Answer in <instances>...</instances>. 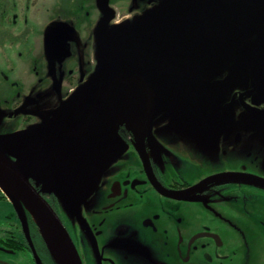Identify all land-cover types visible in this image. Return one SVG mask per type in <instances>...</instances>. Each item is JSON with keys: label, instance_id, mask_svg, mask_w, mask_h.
I'll list each match as a JSON object with an SVG mask.
<instances>
[{"label": "flooded vegetation", "instance_id": "obj_1", "mask_svg": "<svg viewBox=\"0 0 264 264\" xmlns=\"http://www.w3.org/2000/svg\"><path fill=\"white\" fill-rule=\"evenodd\" d=\"M93 1L95 7H90V0H57L58 11L35 23L34 46H29L34 78L21 85L2 71L7 85L2 94L15 88L17 93L14 100L0 98V105L8 110L0 115V121H6L0 123V133L46 122L41 116L46 111L35 114L29 107L32 94L28 92L49 86V76L56 74L59 79V101L69 98L90 76L93 61L86 27L97 21V25L133 23L144 9L158 7L154 0H141L143 5L140 1L130 5ZM216 5L217 13L228 14L221 19V37L230 21L240 28L237 40L229 39L230 44L236 42L224 51L217 71L199 81L193 92L208 96V108L185 118L188 127L173 115V131L178 136L159 137L155 127L143 141L140 136H129L128 150L112 165L102 163L100 182L90 190L86 226L68 223L57 210L83 264H264V0H218ZM122 9L125 14L119 19ZM18 21L17 15L14 23ZM28 21L24 18L17 35L29 37V44ZM48 25L59 26L62 33H44ZM65 33L77 36L66 41ZM55 38L64 45H57ZM12 57L16 66L11 74L23 73L25 63ZM207 84L211 86L202 90ZM18 109L21 112L15 113ZM20 123L24 126L19 127ZM143 147L147 162L140 154ZM139 209L141 214L135 217ZM13 211L7 215L11 225L4 227L0 238V264H57L30 222L37 259L22 220Z\"/></svg>", "mask_w": 264, "mask_h": 264}, {"label": "water", "instance_id": "obj_2", "mask_svg": "<svg viewBox=\"0 0 264 264\" xmlns=\"http://www.w3.org/2000/svg\"><path fill=\"white\" fill-rule=\"evenodd\" d=\"M216 2L167 0L133 23L111 29L109 23L102 22L96 29L98 81L94 87L90 90L88 86L84 95L88 87L81 93L76 91L68 106L43 124L0 133V186L12 200L38 260L26 210L38 223L57 264H83L61 218L32 183L30 166L43 170V191L54 187L55 164V170L80 181L72 186L78 192L77 199L90 192L100 181L101 167L109 166L122 150L118 139L101 135L109 115L131 103H146L149 112L139 135L143 141L152 135L156 115L175 105L185 106L179 101L189 98L199 81L217 71L224 51L233 48L236 41L230 44L229 39L237 40L240 27H233L230 21L225 36H220L221 19L228 14L223 10L217 13ZM139 150L147 162L144 147ZM95 166L99 168L95 170ZM85 177L89 179L83 180Z\"/></svg>", "mask_w": 264, "mask_h": 264}, {"label": "rangeland", "instance_id": "obj_3", "mask_svg": "<svg viewBox=\"0 0 264 264\" xmlns=\"http://www.w3.org/2000/svg\"><path fill=\"white\" fill-rule=\"evenodd\" d=\"M111 1V0H109ZM140 1V4H145L144 1L141 0H112L113 3H118L120 5L129 3L135 4L136 2ZM164 0H154L153 5L154 6H160L163 3ZM57 0H0V54L1 56L6 57L7 53H11V56H9L7 59H4L0 56V98L4 99H10L14 100L16 97L17 89L15 88L13 91L9 90L7 93H3V88H5L7 85L5 84L4 76L2 74V71H5L9 76L10 79H16L20 80L19 84L24 85L27 83L28 80L31 78L33 79L34 75V69L33 66L35 65V62H29V58H33L32 55L29 54L31 48L30 45L34 46L33 42V34L36 32V26L35 23L40 22L41 18H45V20H48L50 16L54 15L55 11H58L59 6L56 4ZM94 3L93 0H90V7ZM95 7L94 5H92ZM119 8V6H117ZM123 8V6L121 7ZM120 8V9H121ZM95 13L97 9H94ZM147 10L144 9L142 12L143 14ZM122 14L118 15L117 18L122 19L124 9L121 10ZM83 13H79L81 15ZM125 14V13H124ZM19 16V21L14 23V19L16 16ZM43 15V16H41ZM24 18H28L30 28V42L28 44V38L20 39L17 33L22 29L21 24L24 23ZM90 16V20H91ZM129 20V19H126ZM126 22V21H125ZM81 23V22H80ZM98 23V21H97ZM97 23L90 24L89 27H86L85 32L88 34L90 33V62H95L97 60L96 58V45L94 41H96V27ZM128 23V21L126 22ZM52 25H48L47 28L44 29V33H62L59 26L51 27ZM111 26H116L114 23H112ZM79 28V27H78ZM89 29V30H88ZM81 30V28H80ZM66 34V33H65ZM64 38H66V41H68L71 38H75L77 36V33L75 36H71L68 33L65 35ZM108 34L110 32L108 31ZM56 39V38H55ZM80 39V38H79ZM60 40V39H59ZM56 39L57 45H64V43L59 42ZM37 44V43H36ZM97 44V43H96ZM66 46V45H65ZM38 50L37 52L41 53V46L38 44ZM64 50V49H63ZM4 51V52H3ZM21 54V57L19 54ZM66 52H69L68 50ZM39 53V55H41ZM38 55V56H39ZM16 56L18 60H21L23 63H25L24 72L19 74H11L13 71V67L16 66L15 61H13V57ZM26 61V62H25ZM43 68H45V62L43 61ZM98 69V65L94 64L93 67L90 69V76H88L83 83H81L77 87V92L81 93L83 91V88L90 87V90L94 87L96 82L98 81L96 70ZM43 70V69H42ZM49 86L47 87H38L36 89V92L33 88L30 89L28 94L31 95V101L29 103V107L32 109H35V114L39 113L41 111H46V113H42V119L43 121H49L53 113L56 111H61L65 107L68 106V101L73 100L75 98V92L69 97V98H63L61 101V93L62 90L60 86L58 85V77H56V74L53 76H49ZM96 79V80H95ZM36 84V80L33 82ZM80 83V82H79ZM211 86V84H207V86H204L202 90L206 91L208 87ZM89 87L82 92V95H84L88 90ZM68 91V88L66 89ZM71 93V92H69ZM202 93V92H201ZM61 94V95H59ZM180 103H185V106H180V108H177L175 111L171 108H166L163 112H160L156 115L153 121V127L151 128L152 134L153 131L156 129L155 135L159 137H166V136H178L173 131V125L174 123L171 121L172 116L174 115L178 123L182 126H189V121H186L185 118L192 115V113L197 112L199 109L202 111L206 108H208V96L206 94H203L202 96H198L196 94H191L189 98H186L184 100H180ZM49 109H53L54 111H49ZM8 110L5 109L4 106L0 105V115L2 113H6ZM16 112V111H15ZM28 112V111H25ZM148 107L146 103H131L127 106H123L121 108L115 109L109 117L108 120L105 122L106 124L102 128L101 135L105 138H114L118 139L122 144H124L122 150H125L128 144L127 136L131 135L135 138L138 137L142 131V128L146 122L147 116H148ZM19 116V115H15ZM21 116V115H20ZM194 118V117H193ZM208 119V115L205 120ZM22 120V118L20 119ZM6 121H0V123H5ZM18 122V121H16ZM162 122H165L160 127H156L157 124H160ZM1 124V125H2ZM20 126H24L23 123L19 124ZM155 127V129H153ZM182 135H186V133H180ZM125 137V138H124ZM132 154V151H130ZM129 152V153H130ZM134 158V157H133ZM118 160V153L111 159L110 163H114ZM131 160V158H130ZM121 162L118 163V166L120 167ZM130 163V162H127ZM126 163H124L125 165ZM53 165V171L55 172L56 180L54 183V187L52 189L51 194H47V198L49 200L52 199L53 196H55V200L51 201L55 208L61 213L65 215V219L68 223H71V221L76 224V226L80 224H84L86 226V222L88 219V215L90 213V192L85 191L82 198L77 199L78 192L72 187L80 183L79 180L75 179L71 175L67 174L65 171L62 170V172H58L55 170V164ZM127 167H129L127 165ZM29 175L33 179V181L41 187V184L45 181V174L43 170L36 166L35 164H32L29 168ZM93 180V179H92ZM39 182V183H38ZM100 182V181H99ZM98 182V183H99ZM97 183V184H98ZM91 185V184H90ZM46 187H42L44 189ZM91 189V188H90ZM251 205V204H250ZM252 206H257L256 203L252 204ZM14 210L13 203L10 200L2 199L0 200V225L3 227L0 229V238L2 237V232L4 231V227H8L11 225L10 222H8V214H12ZM61 213V214H62ZM141 214L140 209L136 212V216H139ZM242 214H245L244 211ZM0 244L1 239H0ZM260 246L262 245V242H259ZM255 242V245H258Z\"/></svg>", "mask_w": 264, "mask_h": 264}, {"label": "bare ground", "instance_id": "obj_4", "mask_svg": "<svg viewBox=\"0 0 264 264\" xmlns=\"http://www.w3.org/2000/svg\"><path fill=\"white\" fill-rule=\"evenodd\" d=\"M44 232H45V234L47 235V236H49V234H48V232L44 229Z\"/></svg>", "mask_w": 264, "mask_h": 264}, {"label": "trees", "instance_id": "obj_5", "mask_svg": "<svg viewBox=\"0 0 264 264\" xmlns=\"http://www.w3.org/2000/svg\"><path fill=\"white\" fill-rule=\"evenodd\" d=\"M39 237L41 238V240L43 239L40 235H39ZM43 245L45 246V244L43 243Z\"/></svg>", "mask_w": 264, "mask_h": 264}]
</instances>
